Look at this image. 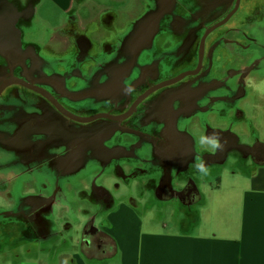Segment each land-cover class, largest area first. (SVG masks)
I'll list each match as a JSON object with an SVG mask.
<instances>
[{"label": "flooded vegetation", "instance_id": "1", "mask_svg": "<svg viewBox=\"0 0 264 264\" xmlns=\"http://www.w3.org/2000/svg\"><path fill=\"white\" fill-rule=\"evenodd\" d=\"M159 1L165 6L172 4V10L159 20L153 46L140 50L134 39L132 46L123 45L138 17L121 34L110 32L112 35L108 36L96 30L86 43L77 36L83 32L80 26L67 22L58 31L55 48L52 42H36L40 32L35 35L39 30H33L32 20L37 0H0V193L6 195L0 208L13 211L23 200L35 203L27 209L24 221L14 223L23 228L0 232L11 241L7 254L32 255L30 251H35L31 246H45L53 221L60 215L67 218L66 209L48 217L51 203L44 200L48 195L43 193L41 199L35 184H24L23 179L28 176H90L75 189L68 184L71 177L63 185L68 197L75 198V208L86 209V248L81 255L95 260L111 251L108 237L96 228L97 223L104 224L103 208L110 204L108 199H91L90 195L103 180L104 186L113 182L109 187L112 198L120 193L121 185L129 186L135 177L148 173L149 154L143 151L148 160L143 164L138 151L145 146L144 132L163 134L172 125V115L189 109L188 114L173 119V123L177 129L194 128L196 143L201 147L213 148L212 140L219 146L232 142L252 147L264 144V135L251 127L246 114L253 107H261L264 112V76L260 73L261 65L264 71V0H143L140 10L146 14ZM2 6L8 8L9 17ZM115 19L107 13L100 25L111 27ZM151 31H155L153 24L142 34L148 36ZM200 61L204 68L199 76H206V70L215 69L220 61L223 68L229 64L236 67L226 74L231 77L230 72L238 70V86L246 78L234 96L226 95L220 100L221 116H203L199 113L207 112L209 107L196 110L190 100L182 102L179 98L181 83L197 78L192 76ZM124 64L128 68L119 79L117 73ZM237 100H241L240 105ZM42 121L52 125L63 122L67 130L113 124L125 136L116 133L106 146L133 149L125 156L111 158V153L101 162L94 157L95 163H87L84 169L80 166L83 156L70 152L74 158L54 175L49 169L52 152L44 162L39 143L30 141L44 129ZM44 130L48 146H52L58 134L48 127ZM42 183L45 186L48 182ZM177 186L188 189L190 181L181 180ZM37 225L42 227L39 231L32 227ZM17 244L22 245L16 247Z\"/></svg>", "mask_w": 264, "mask_h": 264}, {"label": "crops", "instance_id": "2", "mask_svg": "<svg viewBox=\"0 0 264 264\" xmlns=\"http://www.w3.org/2000/svg\"><path fill=\"white\" fill-rule=\"evenodd\" d=\"M41 1L37 0L38 6L41 5ZM49 1L53 8L61 11L58 15L65 17L62 24H56L52 28L49 23L61 17L54 18L51 15L45 17L48 22L42 21L43 30L35 31V35L40 32L36 41L40 45L52 42L54 46L58 41V31L67 22H74L72 24L80 26L83 32H79L77 36L86 38L83 39V43H86L95 32L90 31V26L95 25L97 14L104 18L108 12L107 9L97 7L99 10L94 14L95 18H92V21L85 20L80 15V8L87 5L89 0ZM116 1L127 6L129 14L131 11L134 12L132 0ZM142 3L136 5V9H139ZM134 19L131 17L125 27H123L125 23L120 25L116 32L123 33ZM95 26L98 31V26ZM193 86L196 87V84ZM196 88L198 89L196 92H191L195 94L193 97L188 95L185 88L180 87L178 94L182 102L190 100L192 104L195 103L196 98L198 101L201 97V90H211V85L209 81H203L198 82ZM255 112L262 114L263 110L261 107H253L246 111V114L252 121L254 129L262 136L264 130L259 125L260 121L254 118ZM188 113L189 109H185L183 114L172 115V125L163 134L143 133L144 147L149 154L148 173L135 177L129 186H125L131 190L129 194L120 190L118 195L110 198V190L102 184V180L101 184L97 183L99 188L90 195L91 199L102 198L109 201V208H103L104 224L97 223L96 228L108 239L111 237L113 252L97 256L95 260H87L82 255H71L73 258L69 260L57 259L49 250L41 254H34L31 250L32 255L24 258L13 254H1L0 259L3 260L1 264H264V144L252 147L249 144L232 142L217 148L196 145L197 132L194 128H187L184 131L181 127L175 128L173 123V119L177 120ZM262 115L263 120L264 112ZM257 122L259 123L256 127ZM230 161H237L244 175L238 179L246 182V187L242 193L241 203L237 206L235 223L229 227L220 226L212 234L204 231L215 228V220L210 219L215 218L222 210V206L228 205L232 198L231 184L234 178H226L230 175L226 169ZM200 165L203 166V170ZM210 169L220 173L214 185L207 183L208 178L204 176ZM170 178L175 180L173 184L169 182ZM178 179L190 181V187L188 189L178 187V183H175ZM75 194L78 196V193ZM69 196L66 192L64 199L59 198L55 201L52 217L59 209H66L67 217L74 214L75 218L87 221L85 207L75 208V198ZM79 201L83 200L79 198ZM173 204L189 212L200 204L195 224H183L181 229L188 230L190 227L189 233L168 230L169 224L164 221L166 212L164 207ZM153 209L156 210L155 215L150 216ZM93 213L92 211V215ZM157 217L162 220H156ZM32 227L37 231L42 228ZM21 228L23 227H19V230ZM59 229L60 226L53 221L48 229L50 237L45 241V245H51L54 251L59 245L56 243L59 239ZM54 243L58 245H53ZM64 243L69 248L66 249L67 254L74 246L70 241ZM40 245L42 244L34 246Z\"/></svg>", "mask_w": 264, "mask_h": 264}, {"label": "water", "instance_id": "3", "mask_svg": "<svg viewBox=\"0 0 264 264\" xmlns=\"http://www.w3.org/2000/svg\"><path fill=\"white\" fill-rule=\"evenodd\" d=\"M172 3L174 0H171ZM4 8L5 16L9 17L8 8L6 6H2ZM172 10V4L171 6H165L163 5L162 1H159L156 3V6L149 10L142 18L137 20L131 32L128 34L126 39L123 41L124 46H132L133 43L138 47V49H147L150 47V45L153 46L154 40L157 37V24L161 17L163 15H167ZM150 24L155 25V31H151L148 36H143L142 32L146 27H149ZM86 39V38H83ZM201 46L202 50L204 51V44L205 39L203 38L201 40ZM259 57H262V54H259ZM262 66L260 69V73L262 76H264V71H262ZM128 66L124 64L122 66V69L119 70L117 73V77L121 79L124 76V73H126ZM204 66L202 64V61L199 62V66L197 67L198 71L192 76L197 77L191 80H186V82L181 83V88H185L188 95L195 96V94L191 93L192 91L196 92L198 89L197 84L198 82L203 81H209L211 85V90H201L200 99L196 101L197 106H194L196 110H199V107L201 109H204V107H209V110L207 112H200L199 114L203 116L207 115H216L221 116V99L226 95H235L238 91L237 89L243 87L245 85V79L243 81V84L241 86H238V74L236 73L238 70L230 72L231 77H228L226 74V71L230 69H236L234 65L229 64L225 68L221 67L220 61L215 66V69L211 67L210 70H206L205 75L206 76H199V73L203 70ZM258 75V74H256ZM199 76V77H198ZM259 76V75H258ZM193 84H196V87L193 86ZM219 84V85H218ZM237 91V92H236ZM237 103L240 105L241 100H237ZM192 104V103H191ZM186 115V114H184ZM183 115V117H184ZM171 120V117H170ZM44 129L48 127L49 130H52L54 133L58 134V137L53 138V145L48 146V139L46 138V130L41 129L42 131H37L35 133V136L38 138L36 139H30L31 143H39L38 150L42 151V157L44 162H46L47 155L49 152H52V163H49V169L54 173H61L60 169H63L64 165L69 161V159H72L73 153L74 155L83 156V159L80 162L81 169H84L87 166V163H95L93 161L94 157H98L101 161H105L107 155L113 153L111 155V158L117 157L120 155H127L130 154L133 149V147H119L118 145L113 148L109 149L106 146V143L114 137L116 133H120L121 136H125V132L118 131L119 128L115 125L111 124L110 126L103 125L96 129H78V126H74V129H66L65 124L63 122L56 125L55 123L52 125L51 123H45V121L41 122ZM118 124V122H117ZM218 125H221V123H217ZM184 125V123L182 124ZM206 127V126H205ZM204 128V123H203ZM182 129L186 131L187 127L183 126ZM205 129V128H204ZM195 144L196 140H195ZM139 148V147H137ZM140 153V162L143 164H147L146 159V153L147 150L145 147H140L138 149ZM145 151V152H143ZM64 152V153H63ZM69 152L67 155L66 153ZM143 152V153H142ZM39 165V164H38ZM119 169L122 168V165L119 164L117 166ZM71 176H45V179H42V176H28L23 179L24 184H35L36 188L40 189L39 195L42 196L41 199H43V193H46L48 195L47 198H44L46 202H50V213L48 214V217L52 216L53 212V205L55 204V201L58 200L60 197V200L65 198L66 190L65 185H63L64 180L69 178ZM90 176H72L70 178V181L68 184L72 185V188H76V186L84 179ZM172 178V177H171ZM170 178V180H171ZM96 179H94L95 181ZM99 180V179H98ZM97 180V181H98ZM169 182L171 184L174 183L175 180H171ZM42 181H47L48 183L45 184V186H41ZM180 182V179L176 180V184ZM194 187L196 188V185L194 183ZM22 190V189H21ZM197 190V188H196ZM35 203L31 201L23 200L19 207L13 211H7V210H0V224L2 223H8L14 224L18 223L17 221H24L25 219V213L27 209L32 207ZM50 218H47L49 220ZM2 226V225H0ZM37 227H41V225H37Z\"/></svg>", "mask_w": 264, "mask_h": 264}, {"label": "rangeland", "instance_id": "4", "mask_svg": "<svg viewBox=\"0 0 264 264\" xmlns=\"http://www.w3.org/2000/svg\"><path fill=\"white\" fill-rule=\"evenodd\" d=\"M27 1V0H26ZM79 1V0H78ZM147 1V0H146ZM132 2H134V12H130V14L128 13L129 11L127 10V6L122 5L121 3H119L116 0H89L87 2V5H84L80 8V15L85 18V20H91L92 18H95V13L96 11H98L100 9H107L108 10V14L111 13V16L115 19L116 17L118 19L113 20V23L111 24V27L106 26L104 28V26H101L100 24L103 22V18L100 16H98L99 14H97V20L95 22V25L98 26V33H102L105 32V35H112L110 34V32H112L113 34H118L116 32V29L120 27V25L124 26L127 24L128 20L132 17V18H141L145 13L143 11L139 9H136V5L141 4L142 1H138V0H132ZM76 6V4L74 5V7ZM92 12L91 14L89 13ZM61 12L60 10L53 8L52 3L49 0H42L41 1V5L38 6V4L36 5L35 8V16L32 20V28L33 30H43L44 25L42 23V21L48 22L47 20H45V17H47L48 15L53 16L54 18H56L57 16L61 17L59 20H55L49 23L50 27L52 28L53 26H55L56 24H62V22L64 21V17L65 16H60L58 15ZM106 13V14H107ZM132 13V14H131ZM66 15V14H65ZM92 21V20H91ZM133 22V21H131ZM131 22L128 24L130 25ZM95 25H91L90 26V31H96L97 28ZM131 29V27H130ZM26 32H29L30 30L25 29ZM37 41V40H36ZM54 47L56 48L57 46L54 45ZM72 66H74V64H72ZM254 118L258 119L260 121V124L262 129L264 130V126H262L264 119L262 120V114L254 113ZM261 119V120H260ZM259 122H257L256 127L258 125ZM251 127L254 128L253 124L251 125ZM226 169L229 170V174L227 175L226 178H231L233 177L234 180L231 184L232 188H233V192H232V198L231 201L228 205H223L222 206V210L220 211V213L213 219L210 220H215L216 225L215 228H208L205 229L204 231H208L212 234H214L220 226L226 227V226H232L235 223L236 220V212H237V206L241 203L242 200V193L244 188L246 187V182L241 181L240 179H238L240 176H244L242 174L241 168L238 167L237 165V161H230L227 164ZM204 176H206L208 178L207 183L209 184H216V178L218 176H220V173H218L217 171L214 170H207L204 174ZM108 180H112V179H108ZM113 185V182L111 184L105 183V187L109 188ZM202 184L200 185L201 188ZM120 190L122 193H126L129 194L130 193V189L126 188L125 186L120 187ZM6 195L0 193V206H4L2 201L5 199ZM120 202L123 200H119ZM199 205L197 204L191 212L189 211H185L184 209H182L180 206L173 204V205H168L164 212L165 217H164V221L166 223L169 224L168 230L171 232H177L180 233L181 231L183 233H189L190 232V227L188 228V230H181L183 227V224H187V225H194L196 220H197V216H198V210H199ZM0 210H7L6 209H1ZM156 210H152L150 216H154L155 215ZM156 220L160 221L162 220L160 217H157ZM55 221V220H54ZM56 222L58 223V225L60 226L59 229V239L58 242L59 243L56 244L54 243L53 245H58L57 249L54 251V249H51L52 246L51 245H45V246H31V249H33L35 251L34 254L37 253H44L46 252V250H49L52 254V256H57V259H72L73 257H71V255H77V256H81L82 250L84 251V249L86 248V245L84 243V233H83V229H84V223L86 224V220L85 222L82 221V219L79 218H75L73 215L70 217H63V215H60L58 218H56ZM2 226H0V232H10L13 231L11 229V227H15L16 230L19 231V227L17 224H10V222L8 223H2L0 224ZM4 228V229H3ZM66 241H70L74 247H71V252L69 253H65L66 249H69L68 246L66 245ZM11 241L8 240L3 234H0V255L2 254H7V247L9 245ZM109 243V249H111V252L114 251L113 247H112V239L110 237V239L108 240ZM22 244H17L16 247L21 246ZM23 257V256H22ZM24 258V257H23ZM3 263V260L0 259V264Z\"/></svg>", "mask_w": 264, "mask_h": 264}, {"label": "clouds", "instance_id": "5", "mask_svg": "<svg viewBox=\"0 0 264 264\" xmlns=\"http://www.w3.org/2000/svg\"><path fill=\"white\" fill-rule=\"evenodd\" d=\"M202 142H203V141H202ZM211 144H212V147H213V148L219 146L216 140H212V141H211ZM199 167L201 168V170H203V166H202V165H200Z\"/></svg>", "mask_w": 264, "mask_h": 264}, {"label": "bare ground", "instance_id": "6", "mask_svg": "<svg viewBox=\"0 0 264 264\" xmlns=\"http://www.w3.org/2000/svg\"><path fill=\"white\" fill-rule=\"evenodd\" d=\"M218 85H219V84H218ZM192 105H193V106H197V103H193Z\"/></svg>", "mask_w": 264, "mask_h": 264}]
</instances>
